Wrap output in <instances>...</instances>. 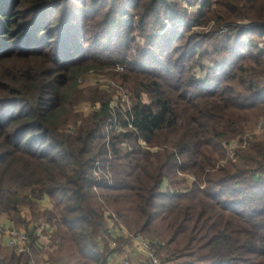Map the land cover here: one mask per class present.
I'll use <instances>...</instances> for the list:
<instances>
[{"label": "trees", "instance_id": "trees-1", "mask_svg": "<svg viewBox=\"0 0 264 264\" xmlns=\"http://www.w3.org/2000/svg\"><path fill=\"white\" fill-rule=\"evenodd\" d=\"M261 39L264 0H204L195 13L171 0H0V215L22 227L48 198L53 263L109 264L102 199L163 264H264V139L218 168L228 137L264 117ZM109 68L133 100L121 134L108 133V96L79 89ZM83 99L100 109L74 114ZM97 161L113 176L100 196ZM179 175L194 176L188 190ZM31 260L0 244V264Z\"/></svg>", "mask_w": 264, "mask_h": 264}, {"label": "built area", "instance_id": "built-area-1", "mask_svg": "<svg viewBox=\"0 0 264 264\" xmlns=\"http://www.w3.org/2000/svg\"><path fill=\"white\" fill-rule=\"evenodd\" d=\"M121 93V95H120ZM119 96L115 99L109 101V108L112 112V117L108 120V133L113 131L117 134H121L125 131L123 122L128 125V129L134 130V120L128 116V113H132L133 106H129L125 111L119 104L128 103V96L123 93L122 89ZM92 110L98 111L99 107H93ZM123 122H121V121ZM140 145L148 149L151 152H157L154 148H150L147 143L143 140L139 141ZM123 146H127L124 144ZM111 158V156H110ZM92 176L96 181L94 187L95 193L100 196V188L98 185L101 183H107L109 186L113 184V176L110 168V163H103L102 161H97L92 169ZM103 203V213L108 240V244H102L101 249L108 256L109 264H133V257L142 258L140 264H163L161 257L158 255L157 250L151 240L143 236L142 234H132L125 224L119 219L118 214L111 208H109L105 201L100 199ZM44 227L41 225L39 229L35 230H19L14 227H4L0 225V237L4 241L3 244L9 248H13L18 256L29 255L32 257L30 264H36L33 259L32 247V234L38 237L36 247L39 250L45 248L44 242L42 240H49L44 235Z\"/></svg>", "mask_w": 264, "mask_h": 264}, {"label": "rangeland", "instance_id": "rangeland-1", "mask_svg": "<svg viewBox=\"0 0 264 264\" xmlns=\"http://www.w3.org/2000/svg\"><path fill=\"white\" fill-rule=\"evenodd\" d=\"M171 1H177L178 3H182L183 5H185V7H188L189 11L191 13H195L198 11V8L200 7L201 3H203L204 0H171ZM212 2H215L216 0H210ZM245 25V23H240L238 24V26H243ZM214 26V23H211L210 25H208L206 28L201 29L203 30L206 34H209L210 31L212 30ZM222 31H227V29H223ZM256 43L260 46L264 48V39L261 40H256ZM203 64L209 66L211 65L210 63H208L207 61H204ZM121 71V69H94V70H90L89 72L85 73L84 75L81 76L80 80H79V89L82 91H87V90H92L93 92L96 91L100 94V96H108V100L112 101L113 99L116 98V96H119V93L121 92V89L123 91V93H125L128 98H129V102L128 103H120L119 106L122 108V111H125L129 106H133V100H132V95L131 93L124 87L122 86L120 83H118L113 77L112 74L115 72H119ZM198 74H200L199 69L197 70ZM202 75H204V73H202ZM201 75V76H202ZM121 95V93H120ZM144 101L149 102V99H147V97L143 98ZM99 102H91L88 99H83L79 102H77V104L74 106V114L79 115L80 117L86 118L88 117L91 113L96 112L94 110H92L93 107H96L100 109V105L98 104ZM264 117H262L258 123L257 126L253 125H247L244 130L243 133L241 135H239L238 137H228V139L225 141L224 144V148L226 150L227 153V158L224 161H221L218 168L219 167H224L227 163V161L229 159H232L234 157H236L237 153L239 151H243L248 147V143L253 141V140H258L261 141L264 139ZM76 129V125L75 123H71L68 124L66 128H64L63 130H65L66 133H71ZM108 129V128H107ZM127 147V146H124ZM155 150L159 151L158 148H154ZM180 182V187L178 188L181 191L184 190H188L192 183H194V176L193 175H179V180ZM173 187L171 188V185L169 184L168 181H166L163 185H162V191L164 192H173ZM100 192V191H99ZM101 193V192H100ZM40 201L38 203L39 208H35L34 211H29V210H25L23 213V220L25 219L26 223H30V226L32 225H37V226H47L48 228L51 227L53 229V227L48 223L46 217L43 215L46 211H50L52 208V205L50 203V201L48 202L49 205L48 207H43L40 206L41 205ZM104 203H106V205L110 207V205L105 201ZM103 205V203H101ZM37 205V206H38ZM112 209V208H111ZM45 227V228H47ZM16 229L19 230H25L27 231V229L22 226V227H14ZM40 228V227H39ZM128 229V228H127ZM43 230L44 229H40ZM129 230V229H128ZM44 233V232H43ZM53 230L51 231V233L49 232L48 234L44 235L49 238V240H51ZM134 234V233H132ZM145 236V235H143ZM146 238H148L149 240H151L149 237L145 236ZM3 240L0 237V244L4 247H7L3 244ZM44 244H45V248L42 250H37L39 252L33 251V259L35 257H38L39 260H41L40 264H68L67 263V259L66 257H61L63 259L60 258V260L58 262L53 263V261L50 260V257L53 254V249H51L52 243L51 241L48 242V240H43ZM102 244V243H101ZM103 244L107 245L108 244V240L107 238L105 239V241L103 242ZM51 249V250H50ZM50 254V255H49ZM162 258L164 259V256H162ZM35 261V259H34ZM142 261V258L138 257L135 258L133 257V264H140V262ZM36 262V261H35ZM166 264H171V263H166Z\"/></svg>", "mask_w": 264, "mask_h": 264}, {"label": "crops", "instance_id": "crops-1", "mask_svg": "<svg viewBox=\"0 0 264 264\" xmlns=\"http://www.w3.org/2000/svg\"><path fill=\"white\" fill-rule=\"evenodd\" d=\"M49 199L48 198H45V199H43L42 200V202H41V205L40 206H43V207H48V205H49ZM38 205V204H37ZM37 208H39V205L37 206ZM25 210H29V209H25ZM25 210H23L22 211V216H23V213H24V211ZM29 211H31V210H29ZM24 221H25V219H24ZM0 225H2V226H4V227H7V228H10V227H16V225H15V223L7 216V215H0ZM26 229H28V230H35V229H39V227L40 226H37V225H31L30 226V223H26V221H25V225H23ZM45 227H47V226H45ZM44 227V233L45 234H48L49 232L51 233V231L53 230V233L54 232H56V229H55V227L54 226H52L53 227V229L51 228V227H47V228H45ZM52 233V234H53ZM40 242H43V240L41 239V241ZM46 249V248H45ZM51 249H53V253L57 250V246H51ZM50 249V250H51ZM61 259H63V258H61ZM138 259V258H137Z\"/></svg>", "mask_w": 264, "mask_h": 264}]
</instances>
